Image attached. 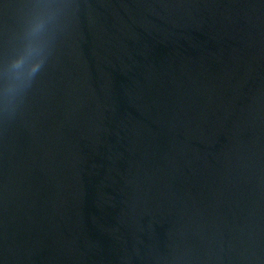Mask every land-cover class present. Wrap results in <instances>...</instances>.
<instances>
[{"label":"water","instance_id":"1","mask_svg":"<svg viewBox=\"0 0 264 264\" xmlns=\"http://www.w3.org/2000/svg\"><path fill=\"white\" fill-rule=\"evenodd\" d=\"M0 264H264V0H0Z\"/></svg>","mask_w":264,"mask_h":264}]
</instances>
